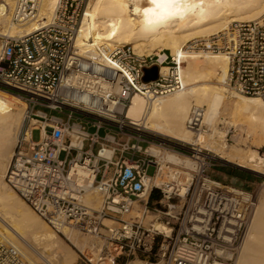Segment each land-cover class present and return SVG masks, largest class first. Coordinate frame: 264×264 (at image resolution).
<instances>
[{
	"label": "built area",
	"instance_id": "built-area-1",
	"mask_svg": "<svg viewBox=\"0 0 264 264\" xmlns=\"http://www.w3.org/2000/svg\"><path fill=\"white\" fill-rule=\"evenodd\" d=\"M87 2L59 0L49 22L20 36L2 34L0 23V89L26 105L6 184L57 233L68 226L105 246L117 245L114 261L155 255L163 264H231L255 208L253 193L208 175L211 163L202 148L139 130L126 117L133 94L162 96L182 88L179 63L170 51L138 55L130 44L78 52L74 40ZM40 3L13 0L11 21L37 18ZM190 43L226 55L229 90L264 100V12ZM153 65L156 78L144 80V69ZM201 112L192 108L190 130L203 129ZM152 144L195 161L183 193L172 164L162 167L148 150ZM108 149L111 154L105 155ZM258 153L264 157V146ZM150 166L154 171L147 174ZM87 193L100 197L97 206L84 200ZM136 204L141 216L133 213ZM146 213L153 216L149 223L143 220ZM157 220L169 234L153 226ZM0 264L43 262L31 261L0 236Z\"/></svg>",
	"mask_w": 264,
	"mask_h": 264
},
{
	"label": "bare ground",
	"instance_id": "bare-ground-1",
	"mask_svg": "<svg viewBox=\"0 0 264 264\" xmlns=\"http://www.w3.org/2000/svg\"><path fill=\"white\" fill-rule=\"evenodd\" d=\"M58 3L59 0H41L37 18L13 23V0H0L2 34L20 36L39 29L52 19ZM263 12L264 0H88L74 48L80 53H89L95 45L131 44L138 55L163 48L170 50L179 63L182 88L162 96L133 94L124 110L126 117L139 130L195 145L203 149L208 159H220L264 175V157L256 149L264 146V100L233 92L225 86L227 57L224 53L196 50L190 45L191 41L225 30L233 21L256 19ZM100 57L107 63L104 56ZM193 107H201V122L208 123L209 132L187 127ZM25 109V103L16 94L0 89V233L31 261L76 264V255L62 237L4 180ZM229 127L245 134L237 138L248 144L246 148L226 144L224 136ZM148 150L162 167L169 163L195 168V161L190 157L163 151L154 144ZM104 154L110 155L111 150H105ZM174 174L183 193L192 174L183 170H174ZM84 200L97 206L100 197L87 193ZM256 203L257 200L235 264H264V190ZM141 211L136 204L133 213L141 216ZM146 216L144 221L149 223L153 216L150 214L151 219ZM153 226L169 234L164 223L154 221ZM59 231L96 264H115L114 243L105 246L101 239L68 226H62ZM104 248L107 255L100 257ZM128 264L145 263L134 259Z\"/></svg>",
	"mask_w": 264,
	"mask_h": 264
},
{
	"label": "rangeland",
	"instance_id": "rangeland-1",
	"mask_svg": "<svg viewBox=\"0 0 264 264\" xmlns=\"http://www.w3.org/2000/svg\"><path fill=\"white\" fill-rule=\"evenodd\" d=\"M187 45H189V44H187ZM163 50H165L166 53H168L170 51L167 48H163ZM196 50H199V49L196 48ZM35 109H41V110L47 111L48 113H52V114H55V115H59V116H61L63 118L66 117V114L59 113L57 111H49L48 109L43 108L41 106H36ZM64 113H66V111ZM202 124H204V127H203V129H201V131H207V132H209L208 131L209 130L208 123L207 122L206 123L204 122ZM219 126H221V124H219ZM90 129L92 130V128H90ZM100 134H103V131H101ZM238 135H240V136L242 135V137L245 136V134L244 133H241L239 131V129H235L233 127H229L226 130V134L224 136V139H225L226 144L229 145V146H232L233 145V146H237V147H240V148H246L248 146V144H244V143L240 142L239 141V139H240L239 137L240 136H238ZM32 137H33L34 140H37L39 138V132H38V130H34L33 131ZM116 138H117V140L119 142L124 141V139L122 137L118 136V135L116 136ZM27 147H28V144L26 142H24L22 144V148L23 149H26ZM261 147H263V146H261ZM259 148L260 147H258L256 149L258 150ZM184 156H186V155H184ZM62 157H63V155H62ZM186 157H188V156H186ZM208 161L211 163V165L206 169V173L208 175H210L213 178H216V179L222 181L225 184H231V185H235V186H238V187H243V188L251 191L253 193V195H254L255 200H257V203L256 204H258V201H259V198L261 196V193L264 190V175L263 174H260V173H257L255 171L249 170V169H247L245 167L237 166V165H234V164H231V163L222 161L220 159H216V160L215 159H209ZM166 165H168V164H166ZM170 167H173V170H172L173 172H174V170H183V171L188 172V173H191L192 172L191 169L185 168V167H183V165H179V166L170 165ZM153 171H154V167L153 166H150V167L147 168V174H152ZM255 206H257V205H255ZM149 210H151V209H149ZM254 212H255V209L253 211V214H254ZM146 214H147L146 219H151L150 213L149 214L146 213ZM253 214H252V216H253ZM144 219L145 218H143V220ZM156 222L157 223L158 222L161 223L160 220H157ZM58 234L62 237V239L64 240L65 244L76 255V258H77L76 264H91V261L94 264H96L95 263L96 261L93 260L86 252L81 251L80 249H78L75 246L74 243H72L71 241H69L68 239H66L61 233H58ZM0 236H2L5 239H7L1 233H0ZM112 248H114V251L117 254L118 253V247H117V245L116 246L112 245ZM18 249H20V248L18 247ZM103 250H105L104 251V256L107 255V252H106L107 249L104 248ZM103 250H101V251H103ZM239 252H240V249H239L238 253H236L233 256V258L231 260V264H235L236 263V260H237V257H238ZM24 254L28 258H30L25 252H24ZM116 254H115V256H116ZM99 256H100V254H99ZM134 259L135 260L138 259V261L144 262L145 264H163V261L160 260L155 255H150V257H144V256H138L136 258L131 257L127 263H126V259L125 258H123L122 256H119V257L116 258V260L114 261V263L115 264H125V263L128 264L130 261H133Z\"/></svg>",
	"mask_w": 264,
	"mask_h": 264
},
{
	"label": "water",
	"instance_id": "water-1",
	"mask_svg": "<svg viewBox=\"0 0 264 264\" xmlns=\"http://www.w3.org/2000/svg\"><path fill=\"white\" fill-rule=\"evenodd\" d=\"M157 69L158 67L156 65H153L150 68H145L143 79L147 81L156 78Z\"/></svg>",
	"mask_w": 264,
	"mask_h": 264
},
{
	"label": "snow or ice",
	"instance_id": "snow-or-ice-1",
	"mask_svg": "<svg viewBox=\"0 0 264 264\" xmlns=\"http://www.w3.org/2000/svg\"><path fill=\"white\" fill-rule=\"evenodd\" d=\"M153 2H158V0H153Z\"/></svg>",
	"mask_w": 264,
	"mask_h": 264
}]
</instances>
